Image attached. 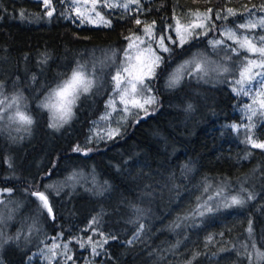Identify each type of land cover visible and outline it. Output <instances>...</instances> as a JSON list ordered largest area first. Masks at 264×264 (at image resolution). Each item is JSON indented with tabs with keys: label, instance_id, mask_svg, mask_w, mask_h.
I'll return each instance as SVG.
<instances>
[{
	"label": "trees",
	"instance_id": "obj_1",
	"mask_svg": "<svg viewBox=\"0 0 264 264\" xmlns=\"http://www.w3.org/2000/svg\"><path fill=\"white\" fill-rule=\"evenodd\" d=\"M97 10L105 25L80 17L72 0H49L47 7L42 0H0V111L22 97L17 106L33 120L17 142L0 118V200L13 199L15 210L0 225V264H45L40 251L56 237L76 251V231L107 239L101 264H176L178 251H206L211 243L232 250L245 236L264 254V148L253 147L264 144V122L257 116L243 127L245 98L237 84L253 55L221 32H245L264 46L262 24L240 28L264 19V0H139L129 9ZM191 13H206L210 22L202 34L159 54L150 81L154 106L113 138L88 139L129 37L148 26L167 41L175 37V17ZM212 39L224 42L211 45ZM96 54L104 60L87 59ZM196 55L212 72H191L166 88L173 66ZM77 67L100 85L80 96L68 123L50 127L41 103L61 74ZM33 193L47 197L51 214ZM231 196L245 203L225 207Z\"/></svg>",
	"mask_w": 264,
	"mask_h": 264
},
{
	"label": "rangeland",
	"instance_id": "obj_2",
	"mask_svg": "<svg viewBox=\"0 0 264 264\" xmlns=\"http://www.w3.org/2000/svg\"><path fill=\"white\" fill-rule=\"evenodd\" d=\"M42 1L44 2V0ZM138 3L139 0H72V5L75 12L92 25H105L107 23L104 19H102L97 10V7L100 5L105 7L119 6L129 9L136 7ZM261 21H264V19H248L244 24L241 25L255 24V27H241L240 25V28L244 31L256 29L259 25H261ZM209 22L208 14L191 13L175 17L173 30L175 37L168 38L167 41L154 37L151 28L148 26H146L148 29L147 31L145 30L146 27H143L141 35L130 36L125 50L122 53L119 67L112 75V86L105 98V106L97 118L92 121L91 128L89 129L88 139L96 142L111 139L119 133L121 127L128 120L134 116L146 113L149 108L153 107L156 103V99L154 98L151 91L150 81L154 76L156 67L160 63V59L157 61L156 57L160 58L159 54L161 52L169 51V43L180 46L184 44L189 38L202 34L205 29H207ZM221 32L224 39L235 42L238 46L239 44L237 41H242L245 37H247L245 32L240 33L237 30L230 28L221 30ZM230 33H235V38H230ZM224 39H212L209 44H221L224 42ZM256 47L259 48L260 46ZM163 48H167L168 51H164ZM244 49L247 50V48ZM248 52L253 56H251L243 65L241 73L243 72L244 76L242 77L240 73V79L238 81H241V83H237L239 86V92L242 94L243 98H245L240 108V111L243 113V116L247 122L243 125V127L247 126L250 121H252L257 116H260L261 121L264 122V107L261 106V101L264 100V83H261V81L264 80V66H261L264 64V56H261L259 52ZM104 58L105 55L96 54L95 56H89L87 59H94L98 62H101L104 60ZM249 61H254L255 63L249 64ZM195 64H199L200 70H197ZM125 68L127 71H123ZM245 69H247V71H245ZM73 70L67 73H62L59 84L68 79L71 76ZM197 71H200L204 75H208L212 72L211 66L202 56L199 57L196 55L194 57L181 60L173 66L168 76V80L165 83V87H175L179 83H182L184 77L189 73ZM117 72H121L119 87H117V81L113 79ZM176 75L179 76L178 84L170 86V81ZM87 76L93 82L92 87H97L100 85L99 81H94V79L88 74ZM133 84L136 85L135 89L132 87ZM145 85L147 86L146 88L144 87ZM142 88L143 91H141ZM241 88H243L244 91H240ZM125 89L126 91H124ZM8 105L4 106L3 110L0 111V118H2L3 122L5 123V127H3V129L6 131V133L8 132L13 135L15 140L19 142L21 140L20 137L22 136V132L26 133L28 126L22 125L15 119V113L19 107L16 104H13L12 107H8ZM49 113L52 123H58L60 126L66 124L60 121H54L52 118L53 113L50 111ZM69 121L70 120H68V122ZM11 135L10 137H12ZM16 136H18L20 139H16ZM7 193L10 192L8 191ZM12 202L13 199L0 200V225H6L10 217L13 215L15 210L10 211V208L13 204ZM16 202L18 208H20L22 205V200ZM93 232L91 233L93 234ZM72 237L76 242V251H74L71 244L63 242L61 237H56L51 239L49 244L41 249L39 254L41 261H43L45 264H51L55 260L61 259L65 264H101L100 261L104 258L103 244L107 241L104 236L101 235L97 238L95 236L93 239L85 238L82 234H80L79 231H76ZM216 237L220 238L218 236ZM202 238L204 239L207 237L205 236ZM250 238L251 237L249 236L242 237L241 240H244L243 244L239 245V247L234 246L228 249H232L231 251L236 252L241 251L239 248L248 247L244 250L249 251L251 261L249 264H259L260 261L262 262V252L255 248V244H247V242L251 240ZM211 244H208L210 249L206 250V252L215 250L211 249ZM221 244L226 243L221 242ZM205 246H207V244H205L204 247ZM218 246L219 245L216 244V247ZM209 256L212 260L218 261H230L232 259V257H218L215 255L211 256V254H209ZM175 262L178 264L176 260Z\"/></svg>",
	"mask_w": 264,
	"mask_h": 264
},
{
	"label": "snow or ice",
	"instance_id": "obj_3",
	"mask_svg": "<svg viewBox=\"0 0 264 264\" xmlns=\"http://www.w3.org/2000/svg\"><path fill=\"white\" fill-rule=\"evenodd\" d=\"M44 3L45 6L47 7L49 4V0H44ZM231 11L232 10L229 9V12ZM51 14H52L51 11H49L48 15L50 16ZM217 18H219V16ZM137 23L139 24L140 21L137 20ZM261 24L262 26H264V21H261ZM241 27H255V24L241 25ZM145 30L146 31L148 30L147 27ZM230 38H235V33H230ZM260 40L264 41V36H261ZM237 42L241 48H247V50L250 52H259L261 56H264V46L257 48L256 45L252 43L247 37H245L242 41H237ZM163 50L168 51L167 48H163ZM159 59H160L159 57H156L157 61H159ZM253 63L255 62L249 61V64H253ZM261 66H264V64H262ZM195 67L197 68V70H200L199 64H195ZM123 71H127V69L125 68L123 69ZM245 71H247V69H245ZM120 76H121V72H117L116 76L113 77V79L117 81V87H119ZM241 76L242 77L244 76L243 72L241 73ZM178 82H179V76L176 75L170 81V86H174L178 84ZM92 83H93L92 80L88 78L84 69L82 67H77L76 69L73 70L71 76L68 79L64 80L61 84H58L56 88L52 89V91L48 94V96L45 97V100L41 103V107L53 113L52 118L54 121L67 123L68 120H70L73 115V108L76 105V102L80 99V96L82 94L88 93L90 91L92 87ZM237 83H241V81H237ZM261 83H264V80H262ZM0 87H2V85H0ZM132 87L133 89H135L136 85L133 84ZM144 87L146 88L147 86L145 85ZM124 91H126V89ZM141 91H143V88L141 89ZM240 91H244V89L241 88ZM20 99H22V97H13L12 102L11 104L8 105V107H12L13 104L18 105ZM3 103L4 101L0 100V104ZM261 106L264 107V100L261 101ZM15 119L22 125L30 126L33 123L32 118L26 115L25 113L21 112L19 108H17V111L15 113ZM49 126L56 128L59 127L60 125L58 123H52ZM253 147L264 148V144H257L253 142ZM7 191L10 192L11 190L8 189ZM33 195H38L39 200L42 202V206L45 209H47L49 214H51L52 208L48 203L47 197L43 193H33ZM251 198H252L251 196L247 197V199H251ZM209 199L211 200L212 197L209 196ZM225 199L227 201L228 198ZM230 200H231V204L225 202L224 204L225 207H230L231 205H243L245 203V199L239 196H231ZM206 210L208 212H211L213 209L212 207H206ZM203 214H204L203 212H200V215ZM249 231H251V228H249Z\"/></svg>",
	"mask_w": 264,
	"mask_h": 264
},
{
	"label": "flooded vegetation",
	"instance_id": "obj_4",
	"mask_svg": "<svg viewBox=\"0 0 264 264\" xmlns=\"http://www.w3.org/2000/svg\"><path fill=\"white\" fill-rule=\"evenodd\" d=\"M191 254V256H187ZM197 254H200L202 256L201 259L197 258ZM215 255L218 257H225L232 259L230 261L227 260H212L209 256ZM237 258V259H236ZM178 264H249L250 261V255L249 252H241V251H231V250H212V251H196V250H190V251H178L177 252V259ZM259 264H264V261H260Z\"/></svg>",
	"mask_w": 264,
	"mask_h": 264
}]
</instances>
